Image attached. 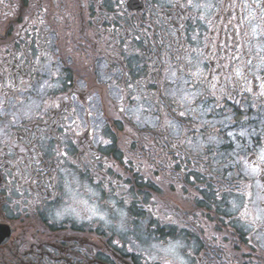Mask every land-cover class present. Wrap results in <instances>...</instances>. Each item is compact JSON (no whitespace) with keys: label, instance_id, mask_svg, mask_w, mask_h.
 Segmentation results:
<instances>
[{"label":"flooded vegetation","instance_id":"1","mask_svg":"<svg viewBox=\"0 0 264 264\" xmlns=\"http://www.w3.org/2000/svg\"><path fill=\"white\" fill-rule=\"evenodd\" d=\"M262 152L264 0H0V264H264Z\"/></svg>","mask_w":264,"mask_h":264},{"label":"rangeland","instance_id":"2","mask_svg":"<svg viewBox=\"0 0 264 264\" xmlns=\"http://www.w3.org/2000/svg\"><path fill=\"white\" fill-rule=\"evenodd\" d=\"M123 193L120 194V200L114 199V204H116L113 208L109 209V208H105L103 214H102V218L104 222H111L113 219L116 220V222L118 224H116L114 227L120 231V232H128L129 229V209L128 207L121 201V197ZM144 193H140V195H142ZM139 194H137V197H140ZM142 199V197H140ZM92 199V196H88L86 198V200ZM113 200L112 198L109 197L108 199ZM117 201H119L120 203L117 204ZM137 202H141V201H137ZM144 206L146 207V204L144 202V200L142 199V203H137L136 204V212H137V217H135L134 220L135 222V229L137 233H145V234H151L153 232H155L154 230L149 233V229L147 228V223L145 220H143L144 217ZM98 215V210L96 207H93L90 212H89V216H97ZM143 216V217H141ZM144 235V234H142ZM144 238V242L146 243L147 247H159L160 241H155L153 240V237L151 238V240L148 237L142 236Z\"/></svg>","mask_w":264,"mask_h":264},{"label":"snow or ice","instance_id":"3","mask_svg":"<svg viewBox=\"0 0 264 264\" xmlns=\"http://www.w3.org/2000/svg\"><path fill=\"white\" fill-rule=\"evenodd\" d=\"M189 2H191V0H189ZM237 75H239V73H237ZM181 115H184V113H181ZM229 135H232V134L229 133ZM241 135L243 136L244 133H241ZM189 143H191V142H189ZM260 159H261V161H264V152H262ZM251 172L253 175H256L260 178L257 180V186L260 189L264 190V183L260 182V180L264 179V171H262L260 169V167L257 165L256 167H253L251 169ZM249 195H250V193H249ZM260 200H261V202H264V195L260 196ZM262 213H264V208L259 209L257 214L252 217V219L250 221V226H257L258 227L260 225H264V215H262ZM241 215H242V217H246L247 211H245Z\"/></svg>","mask_w":264,"mask_h":264}]
</instances>
